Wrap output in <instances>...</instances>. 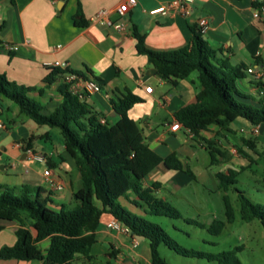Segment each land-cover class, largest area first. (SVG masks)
<instances>
[{"label":"crops","instance_id":"obj_1","mask_svg":"<svg viewBox=\"0 0 264 264\" xmlns=\"http://www.w3.org/2000/svg\"><path fill=\"white\" fill-rule=\"evenodd\" d=\"M126 1L0 0V45L9 43L20 47L15 53L0 51V74L20 86L36 89L29 96L49 114L63 99L59 93L60 81L51 84L46 81L49 70L54 68L47 65L61 62L70 71L101 84L102 90L89 95L86 102L111 125L120 119L113 110L112 101L132 92L143 101L135 104L128 115L138 125L148 147L162 158L176 153L193 171L190 158L197 157L198 150L208 151V146L204 140L190 139L185 129L171 131V126L177 121L175 114L178 111L196 102L202 89L199 73L193 72L175 84L162 79L147 56L138 53L133 31L145 36L146 47L150 50H178L190 45L191 27L200 28V20L206 18L208 29L202 36L218 51V58L232 67L242 69L245 65L248 69L256 64L264 65V20L254 17L255 4L264 0H194L187 16L151 13L174 0H136V5L119 17L115 11ZM101 9L111 11V18L124 22L127 30L117 31L94 22L93 17ZM246 69H242L243 78L236 81V86L247 98L239 100L258 106L264 94L260 95L254 77ZM262 85L264 93V81ZM148 87H152L151 92L147 91ZM0 108V123L4 125L0 127V185L39 187L49 195L52 209L75 208L78 204L74 194L82 189L81 174L75 158L66 149L60 130L37 125L15 103L1 95ZM256 127L259 129L260 125ZM254 128L251 126V131ZM202 136L215 140L226 155L229 152L233 156L227 165L220 159L216 162L226 171L208 176V181L213 183L215 175L234 168V161L238 159V155L233 154L234 147L245 153L251 148L244 141L255 142L250 136H239L232 124L230 131L212 126ZM29 150L42 155L44 161L31 158ZM48 169L61 189L55 190L48 185L44 175ZM194 180L161 164L148 176L146 185L159 183L157 196L170 202L181 186ZM129 199L137 197L130 194ZM120 202L133 214L143 215L128 200L121 199ZM112 219L108 214L101 217L97 242L90 252L92 259L78 255L72 264H153L149 242L134 237L123 226L120 230L109 228ZM211 219L207 225L212 223ZM0 227V249L14 246L19 224L0 221ZM49 244L50 240L46 239L39 247L46 253ZM0 264L44 262L0 260Z\"/></svg>","mask_w":264,"mask_h":264},{"label":"trees","instance_id":"obj_2","mask_svg":"<svg viewBox=\"0 0 264 264\" xmlns=\"http://www.w3.org/2000/svg\"><path fill=\"white\" fill-rule=\"evenodd\" d=\"M260 6H264V2L255 4V7ZM191 31L189 46L163 52L148 49L145 36L137 30L133 33L137 39L138 53L147 56L162 79L175 84L193 72L199 73L202 89L196 102L178 111L175 118L184 129L194 134L193 140L201 139L208 143L207 150L212 164H215L217 156L224 157L225 152L215 140H207L202 134L212 126L230 131V125L238 119L248 121L253 127L264 124V96L258 101V106L241 102L240 98L247 97L238 91L236 81L243 78L242 69L247 67L243 65L241 69L228 65L225 60L218 58V51L203 38L199 27L192 26ZM49 71L46 79L49 84L63 78L66 73H76L59 68ZM262 84L256 82V87L262 90ZM34 90L11 82L0 74L1 96L15 103L37 125L60 130L67 151L77 162L82 189L74 194L78 204L75 208L61 206L59 210H54L49 195L39 187L0 185V221L19 224L16 244L0 249V260L72 264L78 255L91 260L90 252L97 242L96 232L101 217L108 214L134 237L149 242L153 264H168L161 256V245L185 258L205 259L218 264H242L234 250L212 254L186 249L161 226L145 218L164 216L184 220L207 230L213 236H219L227 223L234 222L235 213L229 197L225 195L226 221L215 219L207 225L198 220L184 219L171 202L157 196L159 183L146 185L148 176L161 164L195 180L197 177L176 153L162 158L148 147L138 125L128 115L135 104L143 101L142 98L128 91L117 101L113 100V110L120 119L111 125L105 120L102 123L103 116L94 112L86 100L72 94L64 83L59 85L62 103L49 114L29 96ZM244 142L250 148H255L253 142ZM238 173L234 170L219 173L217 178L220 188L227 192L230 185L236 184ZM130 194H134L137 199L130 200ZM121 199L128 200L143 215L130 212L121 204ZM239 199L243 220L251 222L258 219L264 228V207L253 203L242 192H239ZM46 239L50 240V244L44 253L39 243Z\"/></svg>","mask_w":264,"mask_h":264},{"label":"rangeland","instance_id":"obj_3","mask_svg":"<svg viewBox=\"0 0 264 264\" xmlns=\"http://www.w3.org/2000/svg\"><path fill=\"white\" fill-rule=\"evenodd\" d=\"M232 128L239 136H250L256 143L254 149L245 150L246 155L234 147L233 154L238 155V159L234 161V168H230L239 172L236 184L230 185L226 192L218 187L217 175H215L214 183L211 180L208 181V176L223 168L219 165L221 163L211 164L208 151L198 150V156L190 158L189 163L196 174L197 181L181 186L176 195L171 197L170 202L180 211L184 219L198 220L206 224L211 218H213L211 220L226 221L223 198L227 195L234 209V222L227 223L221 235L213 236L207 230L188 224L184 220H174L164 216H146L145 218L161 226L174 241L186 249L212 254L234 250L242 264H264V228L258 219L251 222L243 220L239 199V192H242L253 203L264 207V124H260L257 134L251 131V126L244 119L236 120ZM242 128L245 130L242 131ZM205 144L208 146L207 143ZM228 153L224 157L217 156L218 160L220 159V162L226 165L229 164L233 156ZM244 167H246L245 170H243ZM223 171H226L225 168ZM160 253L169 264H218L205 259L182 257L165 245H161Z\"/></svg>","mask_w":264,"mask_h":264},{"label":"built area","instance_id":"obj_4","mask_svg":"<svg viewBox=\"0 0 264 264\" xmlns=\"http://www.w3.org/2000/svg\"><path fill=\"white\" fill-rule=\"evenodd\" d=\"M264 2V1H263ZM137 3L136 0H127L124 2L122 5H120L116 9V14L119 17H123L131 7L135 6ZM194 3V0H174L171 3L160 7L159 9H156L152 11V14H179L182 16H187L190 14L191 7ZM262 3V2H261ZM111 11L107 9H101L98 11L95 16L93 17V21L98 23L101 26L107 27V28H112L117 31H125L127 30V26L124 22L120 21H115L111 18ZM254 17L256 19H263L264 20V6L260 7H255V12H254ZM199 26L202 32H205L208 29V20L206 18H203L199 22ZM20 47L18 45H13V44H3L0 45V51L6 52V53H15L19 51ZM47 66L49 67H54V68H59L61 70H69L67 65H63L61 62H55L53 64H48ZM247 72L252 75L255 79L256 82H261L263 83L264 81V65H259L256 64L250 68L247 69ZM60 83H64L69 86V91L77 95L79 99L81 100H86V98L94 93H98L102 90L101 84L98 82L94 81L93 78L83 76L80 74L76 73H66L63 78L59 79ZM148 92L152 91V87L147 88ZM260 91V95H263V91ZM1 110V108H0ZM102 123H104V120H102ZM0 127H4L3 123H0ZM181 129H184L182 125L176 121L172 126H171V131L176 132ZM186 130V129H185ZM252 132L254 134H257L259 132V129L255 127ZM187 133L189 135L190 139L194 138V134L190 131L187 130ZM20 147V145H18ZM29 155L31 158L43 162L44 157L42 155H36L32 150L28 151ZM44 175L47 177L48 180V185L55 190L61 189V186L55 183V181L51 178V170H46L44 172ZM108 227L111 229L115 230H120L122 225L116 220L112 219L108 223ZM138 243H135V246H137Z\"/></svg>","mask_w":264,"mask_h":264},{"label":"water","instance_id":"obj_5","mask_svg":"<svg viewBox=\"0 0 264 264\" xmlns=\"http://www.w3.org/2000/svg\"><path fill=\"white\" fill-rule=\"evenodd\" d=\"M62 1H65V0H62Z\"/></svg>","mask_w":264,"mask_h":264}]
</instances>
